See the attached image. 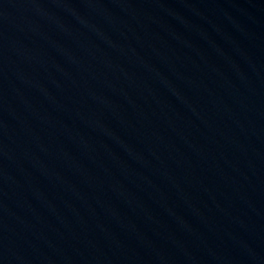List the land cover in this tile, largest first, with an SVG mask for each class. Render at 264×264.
I'll return each mask as SVG.
<instances>
[{"label":"water","instance_id":"95a60500","mask_svg":"<svg viewBox=\"0 0 264 264\" xmlns=\"http://www.w3.org/2000/svg\"><path fill=\"white\" fill-rule=\"evenodd\" d=\"M0 264H264V0H0Z\"/></svg>","mask_w":264,"mask_h":264}]
</instances>
